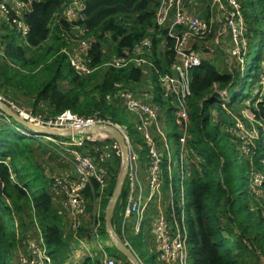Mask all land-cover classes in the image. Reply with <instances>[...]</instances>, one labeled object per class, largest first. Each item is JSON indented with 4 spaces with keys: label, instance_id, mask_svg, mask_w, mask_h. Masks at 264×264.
Returning a JSON list of instances; mask_svg holds the SVG:
<instances>
[{
    "label": "trees",
    "instance_id": "1",
    "mask_svg": "<svg viewBox=\"0 0 264 264\" xmlns=\"http://www.w3.org/2000/svg\"><path fill=\"white\" fill-rule=\"evenodd\" d=\"M62 3L63 0L32 2L31 10L25 13V20L30 28L26 39L13 36L12 40L5 41L6 52L15 67L0 66V88L11 87L17 91L20 90L19 94L15 95L19 99L18 101L27 100L32 107L37 109L41 107V102H43L54 118L56 114L58 115L65 110H70L79 115H92L98 112L117 123L126 124L129 134L134 135L135 141L141 145L139 157L145 156L148 175L149 161L146 143L142 135L133 129L132 122L118 102H108L105 99V95L112 92L116 84L134 87L136 85L134 82L141 79L146 68L100 67L87 75L80 74L71 68L67 64L66 57L59 53L61 47L67 44V41L61 36L62 29L57 25L52 26L51 23L53 14L61 9ZM239 3H241L240 7L254 42L251 44L248 53L249 63L243 72L237 74L238 80L235 82V86L239 89L232 94L234 97L230 98L231 103L235 98V103L237 101L240 103L241 101L237 100V97H241L243 94L247 97L251 86L257 90L259 78L264 75V0H241ZM156 7L157 0H88L86 22L90 34L97 35L98 38L92 51L93 66L100 65L108 54H122L143 37L153 26ZM198 12L200 16L206 18L202 14L201 8L198 9ZM62 23L68 28L69 23L64 20ZM6 30L8 32L9 27ZM50 35L58 41L54 51L52 48H40V44L47 38L49 39ZM0 38L6 40L8 33L0 34ZM156 63L160 72H163L165 67L160 64L159 58H156ZM191 74L192 92L188 104L190 119L192 117V120L188 131L192 137L189 145L194 148L201 159L196 164H191L190 173L184 180L185 188L190 194L193 205V216L187 214L191 257L193 264H239L238 257L233 251V247L237 245L236 242L230 239V235L223 236L221 234V240L216 241L209 220L212 215L213 219L220 218L219 214L222 210L231 209L233 212L235 199L232 191L229 192L231 195L229 201L221 204L223 197L228 195L226 188L220 182L221 173L227 171L230 176L237 173L243 186L248 181L247 173L252 170L264 173V135L261 134L260 138L256 140V148L251 159L244 157L240 149H237L238 156H235L233 160L224 159L221 162L220 155L211 147L209 142H213V139H211V132L208 130L207 119H198L197 115L202 113L208 105L221 106L220 102L215 103L213 96L208 97L210 87L214 82L224 86L232 77L218 71L210 61L204 59L200 65L191 70ZM246 78L249 79L248 84H246ZM158 101L163 103L161 98ZM249 102V109L256 120L264 122V96L259 101L254 97L250 98ZM7 120L8 123H0V264H18L16 250L18 246H23L26 240L33 236L35 221L42 229L49 253L53 261L56 262L55 264H64L68 256V240L60 228L62 218L57 214L51 202L49 185L51 175L46 176L44 174L45 163L51 159L45 158L43 160L41 163L43 169L40 164L35 165L32 162L35 152L40 151L36 149L37 146L39 148L46 146L43 143L36 146L35 141L38 139L35 137L37 136L24 133L26 131L31 134L34 132L10 117H7ZM215 126L217 127V124ZM171 133L173 140L177 143L179 133L176 126L171 129ZM224 134L227 138L233 137L227 131ZM50 137L63 141L70 138ZM233 138L236 141V143L233 142L234 145L239 146L241 140ZM81 152L86 153L82 150ZM86 154L97 160L90 152ZM18 164L20 165L18 166ZM107 164L109 167L108 180L113 181L112 176L120 165V158L108 159ZM252 166L253 169L248 170ZM11 172L17 176V182L11 180ZM162 174L165 188H167L165 162L162 164ZM175 180L177 188L175 185L173 187H175L178 197L179 179L175 177ZM93 185L97 189V183L95 182ZM112 189L106 188L107 192L109 191V196ZM127 193L128 190L124 184L116 203L112 225L116 222L118 212L121 213L125 207ZM29 198L31 199L29 200ZM31 203L33 204L29 210L32 216V219L29 217L31 227L27 229L29 232L26 236L17 241V248L15 249L17 237L9 224L10 222L13 223V210L15 212L21 211L22 207L27 208ZM7 205H12L13 210L8 209ZM244 207L245 205L242 206L243 212ZM255 212L258 213L259 217L258 221L255 222L257 227H264V204L262 206L256 204ZM23 221L25 220H21L20 226L25 228ZM100 231L103 237L107 236L104 229L103 213L101 214ZM261 232L260 255L264 261V229ZM223 242L228 243L230 250L220 247ZM136 253L143 264L160 262L156 254L148 256L139 249L136 250ZM88 259L86 258L82 264H90L91 261Z\"/></svg>",
    "mask_w": 264,
    "mask_h": 264
},
{
    "label": "built area",
    "instance_id": "2",
    "mask_svg": "<svg viewBox=\"0 0 264 264\" xmlns=\"http://www.w3.org/2000/svg\"><path fill=\"white\" fill-rule=\"evenodd\" d=\"M33 1L40 0H12L11 5H1L0 22L6 24L9 31L5 32L8 33L6 40L0 38V66L15 67L6 52L5 41L12 40L13 36L26 39L30 28L25 20V13L30 11L27 4L32 8ZM87 1L63 0L61 9L52 17V26H59L62 29V37L67 41V44L59 50V53L66 57L67 64L84 75L91 74L101 66L116 69L144 67L149 70L154 82V85L148 89L138 85L131 87L116 84L114 90L105 95L108 102L116 101L120 104L132 122L133 129L142 135L149 161L147 189L135 182L134 174L128 166L124 182L128 190L125 207L121 213L118 212L116 222L112 226L117 235L132 249L124 237L126 220L131 219L134 231L139 232L146 215L151 216L148 233L151 247L155 248L153 254H156L163 264H193L187 224L188 213L185 211L184 203V180L190 173L191 164H196L201 159L189 145L192 137L188 131L190 126L188 100L192 92L191 70L200 65L204 59V51L210 52L217 41L207 39L211 33L212 23L215 19L218 20L220 14H226L227 6L231 9L232 19L239 18L241 15L239 3L237 0H208L211 15L215 17L206 19L198 12L202 5L200 0H157L153 26L147 33L122 54H108L102 64L93 66L92 51L98 38L97 35L90 34V29L85 25ZM62 20L69 23L68 28L64 29L60 26ZM230 23L232 24L233 21L231 20ZM10 32H14L15 35L10 37ZM156 58H159L160 64L165 67L163 72H160ZM260 96H264V90ZM0 98L13 110L20 112L24 118H29V115L21 111L13 101L2 96ZM160 98L163 103L158 101ZM162 114H167L178 130L177 143L173 140L174 149L169 145L165 125L161 126ZM4 117L7 119V116L0 111V118ZM34 121L41 125L66 129L86 128L99 124L113 125L127 140L129 165L138 157L137 152L132 148L127 125L117 123L98 112L92 115H79L65 110L54 119L42 121L40 117H35ZM253 121L257 124L255 128L246 129L241 119L233 120V125L226 128L229 134L241 140V144L236 145V148L249 159L254 154L256 140L261 134L264 135V122ZM24 133L37 136L35 132ZM77 137L81 138L77 140L75 137H70V142L57 139L69 145L73 166L69 173L52 174L49 181L52 202L57 214L62 218V230L68 240V256L64 264H82L85 258H95L98 264H117L116 259L107 253L101 241L103 238L100 231L101 207L95 195L98 193L100 199V194L106 190L109 170L107 160L110 157L121 160V148L113 139L96 138L105 145L100 148L102 154L96 160L76 147L81 145L82 141L90 139L89 136ZM164 162L167 188L162 174ZM173 177L179 179L176 202L173 199ZM249 179L250 193L260 201V203L254 202V205L256 203L262 206L264 173L252 170ZM95 182L98 185L97 189L93 185ZM89 188L93 194L92 205L84 194ZM164 196L168 197L165 203ZM16 257L18 264H53L42 229L36 221L33 226V236L28 238L23 246H18ZM260 264H264V261Z\"/></svg>",
    "mask_w": 264,
    "mask_h": 264
},
{
    "label": "rangeland",
    "instance_id": "3",
    "mask_svg": "<svg viewBox=\"0 0 264 264\" xmlns=\"http://www.w3.org/2000/svg\"><path fill=\"white\" fill-rule=\"evenodd\" d=\"M238 3L241 2V0H237ZM201 5V11L204 16H206V19L215 17L214 15H211V12L209 10V2L208 0H200ZM241 3H239L240 6ZM227 12L225 15H219L215 19V21L211 25V33L208 35V40L212 39L217 40L216 43H214V47L211 49V57L208 61H210L215 68L222 72L223 74H229L232 79L224 86H220L217 82H214L209 90L208 97H212L215 99V103L220 102L221 106L216 105H208L203 110L202 113H199L198 119H204L206 118L208 121V130L211 132V139H213V142H210L211 147L214 148L215 151L218 152L221 158V162H223L224 159L226 160H233L235 156H238V150L236 146L234 145L233 141L235 142V139L227 138L225 137L224 132L226 131L227 127H230L233 125V120L235 119H241L244 122V126L246 129H249L250 127L255 128L257 124L253 121L256 120L254 117V114L249 109L250 98L253 97L259 101V99H262L263 96H260L262 90H264V79L259 78V87L256 90L254 86H251L248 96L246 97L245 94H243L241 97H237V100H240L241 102L235 103L236 98L231 103L230 98L234 97L232 94L235 91H238L237 87L235 86V82L237 79V74H240V72H243L244 68H246V65L249 63L248 60V53L250 50L251 44L254 42V38L252 36V33L249 29V25H247V21L245 20L242 9L240 7V17L232 19L231 15V9L230 7H226ZM87 20V19H86ZM85 20V25L88 27L87 22ZM233 21L231 24L230 21ZM60 26L64 29H66L65 24L62 22L60 23ZM89 28V27H88ZM15 35L14 32H10V37ZM62 36V35H61ZM214 37V38H213ZM57 39L54 37H49L47 40L42 42L40 45V48H52L53 51L55 49V46L57 45ZM38 47V46H36ZM35 47V48H36ZM40 48H37L38 50ZM62 48V47H61ZM106 50V48H105ZM207 51V50H205ZM204 51V52H205ZM207 56V55H206ZM105 58L102 63L106 60ZM101 63V64H102ZM98 66V65H97ZM106 67V66H101ZM100 68V67H99ZM110 68V67H109ZM98 69V68H97ZM245 76V75H244ZM245 79V77H244ZM249 79L246 78V81L248 84ZM252 85V84H251ZM216 90V91H215ZM20 90H16L15 88L7 87L6 89L1 87L0 88V96L8 98L9 100L13 101L14 104L24 113L29 115L28 120L31 121V119L34 121L35 117H40L42 121L50 120L53 117L51 115V112L49 111L48 107H46V104L41 102L38 109L31 106V103L29 101L20 102L19 99L16 98V94H19ZM217 91H221V93H217ZM257 91V92H256ZM239 93H241L239 91ZM230 102V103H229ZM200 105L201 102H199ZM223 104V105H222ZM60 115V114H58ZM56 114L55 117L58 116ZM165 120L167 124L165 125V129L168 131V142L172 149H174L173 145V139H172V133L171 129H174V124L172 123V120L170 117L166 114ZM5 119V121H3ZM192 117L190 119L191 123ZM32 121V122H33ZM5 122L8 123L9 121L4 117L3 119L0 118V123ZM35 123V121H34ZM217 124V127L215 126ZM190 128V126H189ZM195 130V129H194ZM37 134V133H36ZM85 136H89L90 139L84 140L81 142V145H76L78 150H82L86 153L90 152L93 157L100 158V155L102 152H100V148L104 147L105 145L103 141H97V135L94 133H88L84 134ZM131 141L133 145L135 146V140L136 138L134 135L130 134ZM194 136V135H193ZM35 145L43 143L44 146H37V150L40 151L35 152V156L32 159V162L35 165H41L43 160L45 158L51 159L48 160V164L52 167L53 170H59L62 168H65L68 165L73 166V158L72 154L69 152V145L57 140L56 138L50 137L49 135H42L37 134V137H35ZM81 137H75V139H79ZM93 139V140H92ZM96 139V140H94ZM231 139V140H230ZM65 141L70 142L71 140L65 139ZM112 157H110L111 159ZM72 162V163H71ZM20 164H18L19 166ZM41 168L43 169L42 165ZM253 166L251 169L252 170ZM174 170L176 171V168L174 167ZM120 171V165L117 168V170L114 172V175L112 176V179L114 180L109 181L107 183V188L112 189L114 186L116 179L118 177ZM174 172V171H173ZM247 184L245 186L241 185L240 182V176L235 173L234 175L230 176L229 173L223 172L220 174V182L223 184L224 188H226L227 196L221 200V204H225L226 201H229L231 195L229 194L230 191H232L235 202L233 204V212L231 209H225L222 210V212L219 214L220 218L213 219V215L211 216L209 220V225L212 229L214 234V239L216 241H220L221 237L220 234L223 236L230 235V239L233 242H236V247H233L234 254L237 255L239 264H260L262 261L260 252H261V230L264 229L263 226L260 228L257 227L258 221V213L255 212L256 203L254 205V202L260 203V201H257L255 197L253 196V193L251 194V184H250V172L247 173ZM10 178L13 182H17V176H14V172L10 174ZM172 184L173 186H176V180L175 177H173ZM143 187L147 189V180L146 183L143 184ZM173 187V199L176 202L177 197V191ZM96 192V191H95ZM231 193V194H232ZM85 196L89 198V201L92 205L93 203V194L89 189H87L86 192H84ZM95 194V193H94ZM98 195V193H96ZM109 197V191L104 190L102 194H100V199L98 202L100 203L101 207V214L104 210V205L106 203V200ZM31 198H29L30 200ZM168 197L164 196V201H167ZM21 202H24L21 200ZM52 202V198H51ZM184 203H185V211H187L189 216L193 215V205L190 199V194L185 188L184 190ZM27 204V203H26ZM53 204V202H52ZM245 205L244 212L242 211V206ZM26 206V205H25ZM33 204L27 208L22 207L23 209L21 211L15 212L12 208V205H7L8 209L13 210V223L10 222V226L15 231L17 240L15 242V249L17 248V241L20 238H24L26 234L29 232L27 229L30 228V220L32 219V216L29 212V210L32 208ZM54 206V204H53ZM248 207V208H246ZM252 209L253 211H250L249 209ZM12 212V211H11ZM231 213V214H229ZM29 217L31 219L29 220ZM25 223L24 226H20V222L22 219ZM101 219V215H100ZM151 222V216L146 215V220L144 221L143 227L139 232H135L132 227V220L127 219L124 226V237L127 239L129 244L131 245L132 249L136 252L137 249L143 251L148 256L155 251V248H152L150 246V237L145 234L149 232V223ZM233 223V225H232ZM264 225V222H263ZM234 227V228H233ZM60 228H62V222L60 224ZM114 229V228H113ZM62 230V229H61ZM117 231V230H116ZM117 233V232H116ZM121 234V232H118ZM149 234V233H148ZM102 243L105 245V250L107 253L114 257L117 261V264H132L128 259H126L124 256H122L119 252L114 249V247L111 245V242L107 236L103 237L101 239ZM223 249L230 250V247L228 246L227 242H223V244L220 246ZM98 250V249H97ZM86 260V258L84 259ZM91 261L90 264H98L97 260L95 258L88 259ZM56 262L53 261V264Z\"/></svg>",
    "mask_w": 264,
    "mask_h": 264
},
{
    "label": "water",
    "instance_id": "4",
    "mask_svg": "<svg viewBox=\"0 0 264 264\" xmlns=\"http://www.w3.org/2000/svg\"><path fill=\"white\" fill-rule=\"evenodd\" d=\"M0 111L7 117H10L17 123L22 124L27 129L42 135H50V136H59V137H75L88 133H94L97 135L98 140H104L106 138H110L115 140L122 152L121 160H120V171L112 192L108 197L104 210H103V221H104V229L107 237L109 238L111 245L123 255L126 259H128L132 264H143L141 259L138 257L137 253L132 250L122 238L117 235L112 226V217L114 214V210L116 207V203L120 197L126 174L129 166V147L127 144V140L124 134L113 125H94L86 128H78V129H66V128H58L53 126L41 125L38 123H34L26 118H24L20 112L13 110L3 99L0 98Z\"/></svg>",
    "mask_w": 264,
    "mask_h": 264
},
{
    "label": "crops",
    "instance_id": "5",
    "mask_svg": "<svg viewBox=\"0 0 264 264\" xmlns=\"http://www.w3.org/2000/svg\"><path fill=\"white\" fill-rule=\"evenodd\" d=\"M3 4L4 5L10 4L11 5L12 4V0H0V7ZM27 8H28V10H31V5L27 4ZM7 28L8 27H7L6 24L0 22V34H5V32H7V30H6ZM211 55H212L211 51L210 52L205 51L203 53L204 60H209ZM143 73L144 74L142 75L141 79H139L138 81H135L134 84L136 83V85H138L139 87H141L143 89H148L150 86L154 85L153 78L150 76V72H149V70L147 68L144 69ZM22 102H25V101L22 100ZM165 118H167L166 114H162L161 126L169 125V123L167 124ZM132 148L134 149V151L137 152L138 157L135 160L131 161V165H129V170H131V172L134 174L135 182L138 185L143 186V184L146 183V180L148 178L147 168H146L147 167L146 166V159H144L145 156H142V155H141V157H139V151L142 148H141V145L138 142L135 141V146L132 143ZM45 168H46V170L44 171V174L46 176H50V175L56 174V173H69L72 170V166L68 165L65 168H62V169H59V170L56 171V170H53L52 167L48 163H45ZM95 198H96L97 201L99 200L98 199V195H95ZM165 202L166 201H164V203ZM147 235L149 236L148 233L145 234V236H147ZM150 246H152L151 240H150ZM151 254H153V253H151ZM156 264H163V263L157 261Z\"/></svg>",
    "mask_w": 264,
    "mask_h": 264
},
{
    "label": "bare ground",
    "instance_id": "6",
    "mask_svg": "<svg viewBox=\"0 0 264 264\" xmlns=\"http://www.w3.org/2000/svg\"><path fill=\"white\" fill-rule=\"evenodd\" d=\"M76 137V136H75Z\"/></svg>",
    "mask_w": 264,
    "mask_h": 264
}]
</instances>
